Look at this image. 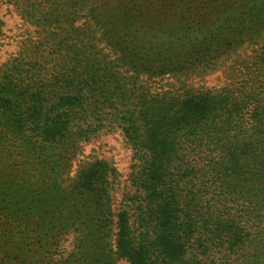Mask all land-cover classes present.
Masks as SVG:
<instances>
[{
  "label": "trees",
  "instance_id": "16d2710c",
  "mask_svg": "<svg viewBox=\"0 0 264 264\" xmlns=\"http://www.w3.org/2000/svg\"><path fill=\"white\" fill-rule=\"evenodd\" d=\"M5 2L33 32L0 64V264H264V0ZM224 65L220 89L150 90ZM115 131L119 210L113 165L71 176Z\"/></svg>",
  "mask_w": 264,
  "mask_h": 264
},
{
  "label": "rangeland",
  "instance_id": "374dc122",
  "mask_svg": "<svg viewBox=\"0 0 264 264\" xmlns=\"http://www.w3.org/2000/svg\"><path fill=\"white\" fill-rule=\"evenodd\" d=\"M0 18L4 22L3 46L0 47V64L7 61L18 52L17 44L13 40H20L19 35L26 36L27 31L33 32V28L25 24L24 20L14 8L7 4L5 0H0ZM227 66L220 70L190 77H170L158 78L150 81L152 93L176 92L178 90H217L228 84ZM132 150L127 145L120 131L101 134L92 142L83 146L81 154L75 161L71 176H74L78 168L89 162L105 160L116 168L118 179L115 181V208L119 210L122 203V195L131 191L129 177L132 171ZM73 247V237L69 236L61 244V250L69 252ZM121 264H127L121 262Z\"/></svg>",
  "mask_w": 264,
  "mask_h": 264
}]
</instances>
